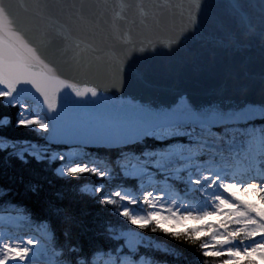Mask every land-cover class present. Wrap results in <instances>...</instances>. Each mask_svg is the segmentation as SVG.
<instances>
[{
  "label": "water",
  "instance_id": "95a60500",
  "mask_svg": "<svg viewBox=\"0 0 264 264\" xmlns=\"http://www.w3.org/2000/svg\"><path fill=\"white\" fill-rule=\"evenodd\" d=\"M83 3L75 18L34 0L0 7V90L40 106L50 142L114 147L164 126L264 116V0Z\"/></svg>",
  "mask_w": 264,
  "mask_h": 264
},
{
  "label": "trees",
  "instance_id": "16d2710c",
  "mask_svg": "<svg viewBox=\"0 0 264 264\" xmlns=\"http://www.w3.org/2000/svg\"><path fill=\"white\" fill-rule=\"evenodd\" d=\"M19 119L18 106L0 101V138L9 141L5 148L0 147V206L14 204L20 214L41 231L46 238L47 251L56 257L55 264H95L101 257L106 259L105 264H110V259L117 264L118 258L125 256L118 251L124 232L133 233L143 242V246L130 255L133 259L143 257L146 264H203L204 258L194 247L161 232H152L151 228L139 229L121 216L120 205L109 193L113 184L106 178L90 171H60L63 161L29 155L24 150L27 144L48 145V151L67 147L50 146L37 126L18 125ZM230 127L233 129L229 134L239 131L236 126ZM219 130L224 132L223 128ZM158 144L157 138L150 135L122 147H87L85 157L105 162L117 176L115 181L129 184L141 196L135 180L124 176L119 159L124 153L153 152ZM177 181L174 186L179 187L178 192L185 193L191 188L186 179ZM259 208L256 214L264 217V207ZM219 219L218 216L209 218ZM226 219L233 222L232 218Z\"/></svg>",
  "mask_w": 264,
  "mask_h": 264
},
{
  "label": "rangeland",
  "instance_id": "374dc122",
  "mask_svg": "<svg viewBox=\"0 0 264 264\" xmlns=\"http://www.w3.org/2000/svg\"><path fill=\"white\" fill-rule=\"evenodd\" d=\"M13 100L18 101L17 104L20 109L21 118L36 116L39 117L40 120L47 123L45 117L40 113V108L38 106L35 105L33 107L28 103H24L18 97L13 98ZM10 102L12 103V101ZM21 105H26V108H22ZM263 118L264 116L256 118L254 117L243 122L232 124L229 122H217L214 124L185 122L182 124L164 126L151 131L152 134L154 132L153 135L156 136L159 142V144L156 146L155 154H164L166 159H172L173 161H175L178 156L192 157V159L184 160L182 163H178L176 165L177 167L181 168L187 167L188 165L196 162L198 163V161L195 160V155L197 154H194L192 151L195 150L202 154L212 153L215 152L217 147L221 146L222 140L226 141L224 144V149L226 151L224 158V168L227 171L224 169L213 168L204 170L193 169L186 172L184 174L185 179L187 181H191V188L186 193L188 194L191 192L193 194H189L187 197H184L179 192H176L171 186L169 187V179L176 180L179 179L178 176H157L156 173L151 175H147L145 173L143 165L153 161L154 159H157L158 157L156 155L143 161L136 155H129L127 158H123V173L125 177H139V179L134 180L136 181L138 187L141 188V196H139L137 191H135L129 184L121 181H115L117 176H114L112 169L107 167L102 161L95 159H85L82 156L83 149L79 146H77L78 148L68 149L66 153L64 151L59 152L58 150H54L52 156L53 158L60 159L64 162V166H62L63 170L68 168L70 170L76 171H90L92 173L98 174V176L101 172H106L107 175L105 178L110 184H113V188L110 190V192L114 193L116 196L113 199L118 201V203L121 205H124V207L129 208L134 215H144L150 211V209L145 207L142 203L143 194L147 191H151L154 194L163 193L164 202L166 203H170L173 199H176L177 206L187 203L189 209L195 208L198 210H204L205 208L212 207V201L210 199L212 196L226 195L223 190L219 188V184L212 188L207 187L208 181L203 180L204 171H211L214 176L219 175L222 180H235L236 182L246 183L247 180H250L251 176L244 179L240 178L239 176L249 170L258 168V161L261 158V155L264 154V145H262L264 144V121H260ZM230 125H237L239 131L237 133L229 134V131L233 129L230 127ZM222 128L224 132L219 130ZM37 131L39 133L41 132L43 136L45 135L48 137L50 127L48 125V130L43 131L37 126ZM211 133H215L216 135L212 136ZM167 140L170 141L166 142ZM259 143L262 147V150L259 148ZM7 145L8 141L0 138V147L5 148ZM213 145L215 147H210ZM24 150H27L29 155L34 157H40L41 154H45L43 150L39 151L40 148L36 145H26ZM237 150H240L239 152L242 153V161L244 163L243 168L240 166V162L238 160H236V166H234L230 160V154L233 151L238 152ZM129 161H135L137 163V167L132 168L129 166L127 163ZM195 179H201L203 181L202 184L199 186L195 185L193 183ZM226 190L229 191L232 196L238 199L248 210L257 212L256 208L260 210V205L264 207V196L260 195L261 190L253 187L252 183H248L247 187L244 188L237 186L235 183L230 184L227 186ZM195 193L196 196H194ZM126 197H131L132 201H137V203L133 204L132 201H126ZM220 203L224 208L228 209V211L224 213L223 218L226 219L228 217L232 218L233 220V217H241L244 215L242 210L235 211L236 205L227 204L224 201H221ZM256 203L258 204V207L256 206ZM229 212H231V215H229ZM23 217V215H19L18 211L11 204L0 206V235L17 233L19 234V238L22 240L25 238H30L37 241L35 246L26 245L31 249V255L27 264L57 263L56 257H54L55 255L50 254L46 249V238L43 237L40 231L35 229L30 222L24 221ZM22 219L23 221L20 222ZM248 223H252L251 220H249ZM128 234L129 233L125 234L124 236ZM128 237L131 238L133 243L137 242L134 236L128 235ZM144 259L145 258L142 257L140 260H133L134 263L136 262L135 264H146L147 262L144 263ZM110 261L112 262L111 264H115V262H113L114 260L110 259ZM131 262V260L125 258L120 262V264H131ZM0 264H3V262L0 261ZM97 264H105V262L100 260Z\"/></svg>",
  "mask_w": 264,
  "mask_h": 264
},
{
  "label": "snow or ice",
  "instance_id": "6c2138e0",
  "mask_svg": "<svg viewBox=\"0 0 264 264\" xmlns=\"http://www.w3.org/2000/svg\"><path fill=\"white\" fill-rule=\"evenodd\" d=\"M34 6L38 12H45L49 15L67 14L76 17L77 12L83 13L87 9L83 0H34ZM0 7H3V0H0ZM50 44H63L64 38L53 36L49 41ZM74 94L77 97L85 95V91H91L96 94L95 89H87L85 91L78 90L76 86L71 85ZM0 87L5 85L0 84ZM15 89L8 93H0V101L10 100L12 106L15 107L18 101L13 100ZM26 108V105H21ZM58 108L55 99L50 102V109L56 111ZM31 120V124L28 122ZM17 124L21 126H38L43 131L48 130V125L39 117L32 116L29 118H21L17 120ZM215 136V133H211ZM226 141H221V146L217 147L215 152L207 154L195 155V160L199 163H193L187 167H177L178 163L184 160L192 159V157L178 156L175 161L166 159L164 154H155L158 158L143 165L147 175L156 173L157 176H178L181 180L184 174L193 169H224V158L226 151L224 144ZM210 147H215L210 146ZM132 168L137 167L135 161L127 162ZM123 175V173H121ZM107 175L106 172H101L99 177L103 178ZM129 179H139L138 176H126ZM203 180L208 181L207 187L212 188L219 184V188L226 195H215L210 199L212 201L211 208L198 210L195 208L189 209L187 203L177 206V200L173 199L170 203L164 202L163 193H153L151 191L144 192L142 203L150 209L147 214L134 215L127 207L120 210V215L126 217L128 221L139 229L151 228L152 232H161L178 242H182L191 247H194L204 258L203 264H264V217L256 214L255 211L248 210L238 199L227 191V186L237 184L244 188L248 183H252L253 187L260 189V195L264 196V154L258 161V169L256 174L250 177L246 183L236 182L235 180H222L219 175H213L211 171L203 172ZM201 179H195V185L202 184ZM126 201H132L131 197H126ZM224 201L227 204L236 205L235 211H243L241 217H233V222H229L223 218L228 209L224 208L220 203ZM136 204L137 201H132ZM221 217L219 220L206 219L209 216ZM231 215V212H229ZM251 220L252 223H244ZM203 221V222H199ZM35 239L25 238L22 240L19 237L9 236L7 239L0 235V261L3 264H27L31 255L30 247L35 246ZM143 246V242L133 243L131 238H123L118 251L121 255H133L138 249ZM121 260L118 258L117 264ZM132 264V262H131Z\"/></svg>",
  "mask_w": 264,
  "mask_h": 264
},
{
  "label": "bare ground",
  "instance_id": "6f19581e",
  "mask_svg": "<svg viewBox=\"0 0 264 264\" xmlns=\"http://www.w3.org/2000/svg\"><path fill=\"white\" fill-rule=\"evenodd\" d=\"M194 154H197V155H199V154H202V153H198L197 151H192ZM191 152V153H192ZM197 152V153H196ZM230 160H231V162H232V164L234 165V166H236V158H237V153L235 152V151H233L231 154H230ZM187 160H189V159H187ZM197 163V162H196ZM199 163V162H198ZM257 169L258 168H256V169H253V170H249V171H247V172H245L244 174H242L241 176H239L240 178H242V179H244V178H247V177H249V176H251L252 174H255L256 173V171H257ZM213 171V170H212ZM185 196H189V194H184ZM9 236H14V237H19V234H4L3 235V237L4 238H8Z\"/></svg>",
  "mask_w": 264,
  "mask_h": 264
}]
</instances>
